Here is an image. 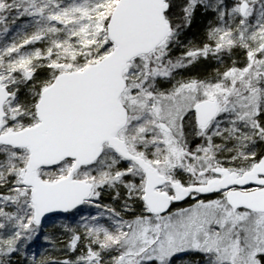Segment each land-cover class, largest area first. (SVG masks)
<instances>
[{"label":"snow or ice","instance_id":"6c2138e0","mask_svg":"<svg viewBox=\"0 0 264 264\" xmlns=\"http://www.w3.org/2000/svg\"><path fill=\"white\" fill-rule=\"evenodd\" d=\"M0 264H264V0H0Z\"/></svg>","mask_w":264,"mask_h":264}]
</instances>
